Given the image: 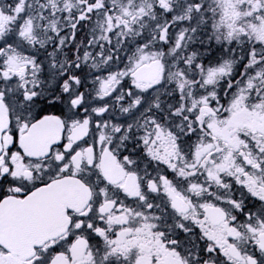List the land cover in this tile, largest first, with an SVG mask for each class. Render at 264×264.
Wrapping results in <instances>:
<instances>
[{
	"label": "snow or ice",
	"instance_id": "6c2138e0",
	"mask_svg": "<svg viewBox=\"0 0 264 264\" xmlns=\"http://www.w3.org/2000/svg\"><path fill=\"white\" fill-rule=\"evenodd\" d=\"M0 264H264V0H0Z\"/></svg>",
	"mask_w": 264,
	"mask_h": 264
}]
</instances>
